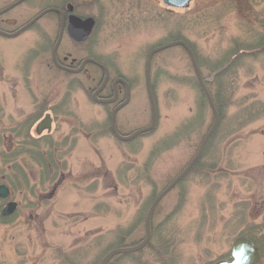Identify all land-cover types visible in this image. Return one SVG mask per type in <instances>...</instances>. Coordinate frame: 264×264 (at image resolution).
Returning a JSON list of instances; mask_svg holds the SVG:
<instances>
[{
	"label": "rangeland",
	"instance_id": "rangeland-1",
	"mask_svg": "<svg viewBox=\"0 0 264 264\" xmlns=\"http://www.w3.org/2000/svg\"><path fill=\"white\" fill-rule=\"evenodd\" d=\"M13 1L0 0V9ZM66 3L96 23L84 43L63 34L56 55L95 58L109 84L128 83L129 102L115 115L123 136L151 122V49L185 41L211 96L220 85L216 72L235 59L220 86L229 102L218 103L219 122L194 167L156 205L149 242L107 264H214L229 259L241 236L264 264V0H192L187 8L161 0H25L0 14V29L12 33ZM41 16L17 35L0 36V183L19 203L0 223V264H99L145 237L152 201L191 160L213 113L188 53L171 46L151 59L155 127L117 139L113 106L91 97L102 72L56 69L58 17ZM46 113L51 131L37 135Z\"/></svg>",
	"mask_w": 264,
	"mask_h": 264
},
{
	"label": "water",
	"instance_id": "water-1",
	"mask_svg": "<svg viewBox=\"0 0 264 264\" xmlns=\"http://www.w3.org/2000/svg\"><path fill=\"white\" fill-rule=\"evenodd\" d=\"M20 1H22V0H18L17 3ZM161 1L169 7L187 8L192 0H161ZM12 6L13 5H10L8 8H10ZM8 8L0 11V13L4 12ZM67 8H68V11L71 13L72 9H73L72 5L68 4ZM49 11H58L59 13H62V11H59L57 9L44 10L41 13H39L37 16H35L31 21L26 23L23 27L19 28L18 30L14 31L12 33L1 32V31H0V33H2L3 35H6V36L17 35L24 28H26L30 23H32L34 20H36L39 16H41L42 14L49 12ZM94 25H95V20H94V18H92L90 16L81 18L75 14H70L68 17V23L66 26V30H67L68 36L74 42L81 43V42H84L87 39V37L90 35ZM62 30H63V23H61V30L59 32L57 40L55 41V43L53 45V48H52V57H53L55 64H57V65H58V63L56 60V50H57V47H58L60 40H61ZM176 45L183 47L191 59V62H192V65H193V68H194V71L196 74V78H197L201 88L203 89V91L206 95V98L208 100V103L210 105V108L212 110L213 122H212L211 126L209 127V129L207 130V132L204 134L195 154L193 155V157L191 158L189 163L166 185V187H164L157 194V196L152 201V203H151V205L147 211L146 217H145V237L136 245L117 247L115 249H112L101 259L99 264H106L113 256L118 255V254L133 253V252L139 251L149 242L150 236H151V217H152V213H153L156 205L163 198V196L166 195L176 185V183L192 168V166L194 165V163L196 162V160L198 159V157L202 153L208 139L210 138L211 134L213 133L214 129L216 128V126L219 122L218 110L216 108V105L214 103V100H213L209 90L207 89V86L205 84V79H203L201 76V73L199 71L196 59L194 57V54H193L191 48L188 46V44L185 41L177 40V41L162 45L160 47L153 48L147 54V58H146V62H145V84H146V91H147V94L149 97L150 108H151V122H150V124L146 127L140 128V129H138V130L132 132L131 134L126 135V136L120 135L117 132L116 127H115V114L121 107H123L127 103V101H128V97H127L125 99V101L123 103L119 104L117 107H115L110 114L111 130L113 131V133L115 134V136L118 139H120L122 141H127V140L134 138L135 136H137L139 134L149 132L155 127V124H156V106H155L153 93L151 90V81H150L151 59L155 53H157L163 49L169 48L171 46H176ZM87 62H91V63L96 64L97 66H99L104 71V78H103L101 84L99 85V87L93 91L92 96H91L92 100L95 102H98V103H107V104L114 102L115 95L109 99H101V98L97 97V95L104 88V86L107 82V79H108V69L104 64L95 61L93 58H85L81 62V64L79 65L78 68H75V69L65 68V70L72 72V73H79L82 70L83 66ZM117 83H122L123 85H125L126 90L128 92L129 86H128V83L124 79L116 78L113 81V86H115ZM50 128H51V117L49 114H45L44 117L38 122V124L36 126V132L41 133L45 129L47 131H49ZM7 194H8L7 187L6 186H0V197H4ZM14 209H15V203L10 202L2 209V211L0 212V215L1 216L9 215L14 211ZM230 257H231L230 260H221V261H217L214 264H256L260 258V253H259L258 248L254 245V243L252 241H250L249 239L244 238V237H238L233 242Z\"/></svg>",
	"mask_w": 264,
	"mask_h": 264
},
{
	"label": "flooded vegetation",
	"instance_id": "flooded-vegetation-1",
	"mask_svg": "<svg viewBox=\"0 0 264 264\" xmlns=\"http://www.w3.org/2000/svg\"><path fill=\"white\" fill-rule=\"evenodd\" d=\"M17 1L18 0H15V1H13L12 3H10L9 5H7L6 7H4L3 9H0V11H2V10H4V9H6V8H8L10 5H13L12 7H10V8H8L7 10H5L4 12H6V11H8V10H10V9H12V8H14V7H16L17 5H19V4H21L22 2H24L25 0H22V1H20V2H18L17 3ZM68 4H70V3H66L64 6H61V7H59L58 5L57 6H49V7H46V8H44V9H42L40 12H38V14L39 13H41L42 11H44V10H48V9H57V10H59V11H62V13H59L58 11H49V12H46V13H44L42 16H44V15H46V14H55V15H57V17H58V21H59V28H58V34H57V37H58V35H59V32H60V30H61V23H63V30H62V36H63V34H66L67 36H68V33H67V30H66V26H67V23H68V17H69V15L70 14H75V15H77L76 13H74V7H73V5H72V7H73V9H72V12L70 13L69 11H68V8H67V5ZM4 12H2V13H4ZM2 13H0V14H2ZM38 14H36V15H34L29 21H31L35 16H37ZM41 16V17H42ZM77 16H79V17H81V18H84L83 16H80V15H77ZM29 21H27L26 23H28ZM36 21H37V19L36 20H34L32 23H30L26 28H24L22 31H24V30H26L27 28H29L31 25H33V24H35L36 23ZM26 23H24L22 26H20L19 28H21V27H23ZM96 23V22H95ZM18 28V29H19ZM94 28H95V25H94V27H93V29H92V32L90 33V35L87 37V39L88 38H90V36H91V34L93 33V30H94ZM17 29V30H18ZM0 31L1 32H6V31H3V30H1L0 29ZM21 31V32H22ZM21 32H19V33H21ZM18 33V34H19ZM0 36H6V35H3L2 33H0ZM62 36H61V38H62ZM57 37H56V40H57ZM69 37V36H68ZM70 38V37H69ZM87 39L85 40V41H87ZM55 40V41H56ZM61 41V40H60ZM84 41V42H85ZM74 42V41H73ZM84 42H81V43H84ZM74 43H76V44H81V43H77V42H74ZM54 45V44H53ZM53 48V47H52ZM51 53H52V50H51ZM85 58H89L88 56L87 57H84L81 61H77L76 59H74V58H72V59H70L68 62H67V60L69 59V56H64L63 58H59V57H57V55H56V60H57V63H58V65L57 64H55V62H54V60H53V57H52V62H53V65H54V67L56 68V69H58V70H61V72H64V73H67V74H79V73H83L85 70H86V66L87 65H92V66H94V67H96L97 69H99L101 72H102V80H103V78H104V71L99 67V66H97L96 64H94V63H91V62H87L84 66H83V68H82V70L79 72V73H72V72H69V71H67V70H65V68H69V69H75V68H78L79 67V65L81 64V62L85 59ZM95 61H97V62H100V61H98V60H96L95 58H93ZM101 63V62H100ZM109 74V73H108ZM109 75H108V79H107V82H106V85H105V87L103 88V90L97 95V97L98 98H102V99H109V98H112L114 95H115V100H114V102H112L111 104H108V105H111V106H113V108H112V110L115 108V107H117L119 104H121V103H123L124 101H125V99L128 97V101H127V103L129 102V99H130V86H129V90H128V92H127V90H126V87H125V85H123L122 83H117L115 86H113V81L115 80V79H113L112 81H111V83L109 84ZM102 80H101V82H102ZM101 82L99 83V85L101 84ZM99 85L97 86V88L99 87ZM96 88V89H97ZM125 106V105H124ZM123 106V107H124ZM122 108V107H121ZM120 108V109H121ZM112 110H111V112H112ZM46 114H49V113H46ZM111 114V113H110ZM50 115V114H49ZM51 122H52V119H51ZM38 124V123H37ZM37 126V125H36ZM110 129H111V127H110ZM35 132H36V127H35ZM43 131H46V133L47 134H49L50 133V131H51V128H50V130L49 131H47L46 129L45 130H43ZM43 131L41 132V133H37L36 132V134L37 135H41L42 133H43ZM189 163V162H188ZM195 165V164H194ZM194 165L192 166V168L194 167ZM0 186H6L7 187V189H8V194L6 195V196H4V197H0L1 199H4L5 200V203H4V205L2 206V207H0V212L2 211V209L8 204V203H10V202H13V203H15V209H14V211L11 213V214H9V215H6V216H0V223H1V221H2V219H4V218H7V217H9V216H12V215H14L15 213H16V210H17V207H18V205H19V203L17 202V201H15L13 198H12V193H11V189L9 188V186H7L6 184H4V183H0ZM260 254H261V251H260Z\"/></svg>",
	"mask_w": 264,
	"mask_h": 264
},
{
	"label": "trees",
	"instance_id": "trees-1",
	"mask_svg": "<svg viewBox=\"0 0 264 264\" xmlns=\"http://www.w3.org/2000/svg\"><path fill=\"white\" fill-rule=\"evenodd\" d=\"M240 51H237L235 54H237V56L235 57L236 59L239 57V56H242L241 53H238ZM235 59L229 61L226 66H224L222 69L218 70L215 74V80L217 81V83H219V89L217 91V95H213V100H214V103L216 105V108L218 110V113L220 114V108H219V104L218 103H223V104H226L227 102H229V99L230 97H228L227 95L224 96V99H223V96H222V93H221V82L225 79V76L227 75V72H229L234 64V61ZM195 83L199 85L200 89H201V95L202 97L206 100V95L203 91V89L201 88L200 84L198 83L197 79L195 80ZM211 137V136H210ZM125 255H131V254H125Z\"/></svg>",
	"mask_w": 264,
	"mask_h": 264
}]
</instances>
